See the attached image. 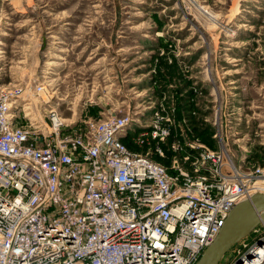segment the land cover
I'll return each instance as SVG.
<instances>
[{"label": "built area", "instance_id": "2783aa9c", "mask_svg": "<svg viewBox=\"0 0 264 264\" xmlns=\"http://www.w3.org/2000/svg\"><path fill=\"white\" fill-rule=\"evenodd\" d=\"M3 27L0 264H195L233 207L264 193V165L249 155L228 160L229 139L219 129L218 149L194 138L183 162L167 165L126 142L170 135L162 119L110 113L67 129L56 110L51 119L32 118L27 89L5 80ZM44 89L40 82L31 90ZM133 122L139 129L121 135ZM230 123L237 134L243 119ZM183 147L175 143L173 151ZM232 251L235 258L219 264H264V223Z\"/></svg>", "mask_w": 264, "mask_h": 264}, {"label": "rangeland", "instance_id": "374dc122", "mask_svg": "<svg viewBox=\"0 0 264 264\" xmlns=\"http://www.w3.org/2000/svg\"><path fill=\"white\" fill-rule=\"evenodd\" d=\"M0 22L5 80L27 89L30 117L56 110L67 129L110 113L162 119L170 135L126 142L167 165L194 138L218 149L219 129L228 160L264 165V0H0Z\"/></svg>", "mask_w": 264, "mask_h": 264}, {"label": "water", "instance_id": "95a60500", "mask_svg": "<svg viewBox=\"0 0 264 264\" xmlns=\"http://www.w3.org/2000/svg\"><path fill=\"white\" fill-rule=\"evenodd\" d=\"M264 223V193L257 192L236 204L214 241L202 252L195 264H219L227 253L237 248Z\"/></svg>", "mask_w": 264, "mask_h": 264}, {"label": "bare ground", "instance_id": "6f19581e", "mask_svg": "<svg viewBox=\"0 0 264 264\" xmlns=\"http://www.w3.org/2000/svg\"><path fill=\"white\" fill-rule=\"evenodd\" d=\"M53 73H56L55 71H52ZM135 127H137V128H139L138 126H137V124H136V122H133V123H131V125L128 127V128H126L123 132H121L120 134L121 135H125L128 131H129V129H132V133H135L134 131V129L133 128H135Z\"/></svg>", "mask_w": 264, "mask_h": 264}, {"label": "trees", "instance_id": "16d2710c", "mask_svg": "<svg viewBox=\"0 0 264 264\" xmlns=\"http://www.w3.org/2000/svg\"><path fill=\"white\" fill-rule=\"evenodd\" d=\"M194 128L196 129V131L198 132V133H204L205 132V130L203 129L202 130V125L200 124V122H196V120H195V124H194ZM128 144V143H127ZM131 148H133V146H131L130 144H128Z\"/></svg>", "mask_w": 264, "mask_h": 264}]
</instances>
